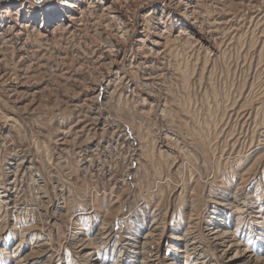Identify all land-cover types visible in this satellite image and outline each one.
I'll return each instance as SVG.
<instances>
[{"label":"rangeland","instance_id":"obj_1","mask_svg":"<svg viewBox=\"0 0 264 264\" xmlns=\"http://www.w3.org/2000/svg\"><path fill=\"white\" fill-rule=\"evenodd\" d=\"M185 1L0 0V264L264 257V0Z\"/></svg>","mask_w":264,"mask_h":264},{"label":"bare ground","instance_id":"obj_2","mask_svg":"<svg viewBox=\"0 0 264 264\" xmlns=\"http://www.w3.org/2000/svg\"><path fill=\"white\" fill-rule=\"evenodd\" d=\"M126 1V0H125ZM128 1V0H127ZM147 1H149V0H147ZM200 1V0H199ZM242 1V0H241ZM263 1V0H262ZM116 3V2H115ZM184 3V2H183ZM250 4V3H249ZM64 5L66 6V5H69V7H73L74 9H77L79 6L76 4V3H73V2H71V3H67V2H64ZM185 5H186V7H185V9H187L189 12H191L190 14L191 15H193L194 13H196V11H199V10H197L198 9V1H196V0H186L185 1ZM200 5V4H199ZM202 5V4H201ZM110 6V5H109ZM113 6V5H112ZM215 6V5H214ZM219 6V5H218ZM254 6V5H253ZM179 7V6H178ZM260 7V6H259ZM80 8V7H79ZM83 8V7H82ZM63 9V8H62ZM105 9V8H104ZM108 9V8H107ZM261 10V9H260ZM189 14V13H188ZM70 15V14H69ZM81 15V14H80ZM112 15V14H111ZM109 16V17H114V16ZM189 16V15H188ZM81 17V16H80ZM105 17V16H104ZM116 17V16H115ZM187 17V16H186ZM196 17V16H195ZM69 19H71L70 21H72V20H74V19H76V17H74V16H72L71 18H69ZM114 18H112V20H113ZM230 19V18H229ZM115 20H116V18H115ZM163 21V20H162ZM76 22V21H75ZM80 22H81V20H80ZM215 22H217V21H215ZM202 23V22H201ZM219 22H217V24H218ZM225 23V22H224ZM85 24V23H84ZM193 24H194V22H193ZM32 24L31 23H25V24H23V27H29V26H31ZM197 25V24H196ZM70 26V25H69ZM67 27V26H66ZM65 27V28H66ZM73 27V26H72ZM81 27V26H80ZM83 27H85V26H83ZM238 27V26H237ZM65 28H63V29H65ZM82 28V27H81ZM119 30V29H118ZM161 30V29H160ZM64 31V30H63ZM126 31V30H125ZM119 32V31H118ZM118 32H116V33H118ZM124 32V31H123ZM168 32V31H167ZM126 33V32H125ZM163 33V35H165L164 33H166V31H163L162 32ZM161 32H160V35L162 34ZM179 34V33H178ZM185 34V33H184ZM187 34V33H186ZM118 35V34H117ZM123 34H120V36H122ZM126 35V34H125ZM124 35V36H125ZM163 35L162 36H160L161 37V39H163V38H165V37H163ZM0 36H1V34H0ZM3 36V35H2ZM48 39V38H47ZM173 39V38H172ZM175 39V38H174ZM163 41H165V42H163L162 43V41L161 40H157V41H155V43H154V45H155V47L156 48H160V47H164V44L166 43V42H168V41H170L169 39H164ZM177 41H179V40H177ZM175 42H176V40H175ZM107 45V44H106ZM166 48V47H165ZM150 51H152V50H150ZM154 51V50H153ZM158 51V50H157ZM164 51V50H163ZM111 52V51H110ZM158 54H159V52H157ZM118 55V54H117ZM43 57V56H42ZM144 57H146V55L144 56ZM38 59V58H37ZM167 59V58H166ZM149 60V59H148ZM165 62V61H164ZM42 63V62H41ZM112 63V62H111ZM103 64V63H102ZM101 64V65H102ZM104 64H106V63H104ZM109 65V64H108ZM103 66V65H102ZM132 65H130V67H131ZM145 66V65H144ZM170 66V65H169ZM113 67V66H112ZM129 67V68H130ZM134 67V66H133ZM132 67V68H133ZM160 67V66H159ZM164 70V69H163ZM149 72V71H148ZM117 73V72H116ZM156 76V75H155ZM149 77V76H148ZM152 77V76H151ZM124 78V77H123ZM145 78V77H144ZM103 79V78H102ZM151 79V78H150ZM153 79V78H152ZM121 82V81H120ZM149 84V83H148ZM153 84V83H152ZM106 90V89H105ZM114 95V94H113ZM113 95H112V98H113ZM148 95V94H147ZM110 99H111V97H110ZM93 101H94V99H93ZM111 101H114V99L113 100H110V102ZM107 101H105V103H106ZM83 103V102H82ZM142 103V102H141ZM245 108V107H244ZM165 110V109H164ZM244 110V109H243ZM165 113V112H164ZM96 125V124H95ZM122 131V130H121ZM105 132V131H104ZM118 132V131H117ZM130 132V131H129ZM106 133V132H105ZM112 133V132H111ZM114 133V132H113ZM102 134V133H101ZM104 134V133H103ZM102 134V135H103ZM90 136V135H89ZM111 136V135H110ZM96 155V154H95ZM22 165V164H21ZM19 166V165H18ZM1 197V196H0ZM5 200V199H4ZM12 200V199H11ZM10 202V201H9ZM7 203V202H6ZM7 210V209H6ZM225 228H226V226H224V225H221V224H219V225H216L215 226V229H213V230H211L212 232L209 234L210 236H211V240L214 242V244L215 245H220V246H222L223 245V243L222 242H224L225 244H227V248H226V250H223V253L222 254H225V253H229V254H231L232 253V251L233 252H235V254H231V257H228V262H229V264H233V262H235L238 258H239V255L241 256V257H245V258H247V257H249V259H251V258H253V261H255L256 263L259 261V260H261V259H263L264 260V257H255V256H253L252 254H250L249 253V250H248V248L246 249V248H243L242 247V243L240 242V241H238V239H236L235 237H234V235H232L231 236V234L232 233H230V232H228V231H226L225 230ZM192 230V229H191ZM187 232V231H186ZM185 233V232H184ZM186 235V234H185ZM189 235V234H188ZM182 236V235H181ZM147 237V236H146ZM231 237V239H229ZM185 238V237H184ZM188 238V237H187ZM190 239V238H189ZM186 240V239H185ZM194 242V241H193ZM82 245V244H81ZM85 246V245H84ZM195 246V245H194ZM191 247V246H190ZM188 248V247H187ZM194 252V251H193ZM196 252V251H195ZM40 253H41V250L39 249L38 251H36V252H32V253H30V254H28V255H25L22 259H20L21 261H26V260H29V259H33V258H35V257H37V256H39L40 255ZM188 254V253H187ZM206 262V259L205 260H203L202 262H201V264H204Z\"/></svg>","mask_w":264,"mask_h":264},{"label":"snow or ice","instance_id":"obj_3","mask_svg":"<svg viewBox=\"0 0 264 264\" xmlns=\"http://www.w3.org/2000/svg\"><path fill=\"white\" fill-rule=\"evenodd\" d=\"M34 2L39 5V4H42L43 3V0H34Z\"/></svg>","mask_w":264,"mask_h":264}]
</instances>
